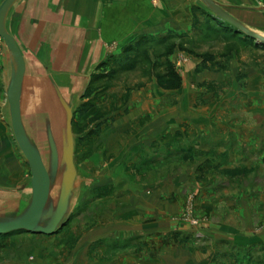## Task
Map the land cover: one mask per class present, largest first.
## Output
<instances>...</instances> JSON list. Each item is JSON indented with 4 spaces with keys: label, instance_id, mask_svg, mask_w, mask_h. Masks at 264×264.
I'll return each instance as SVG.
<instances>
[{
    "label": "rangeland",
    "instance_id": "rangeland-1",
    "mask_svg": "<svg viewBox=\"0 0 264 264\" xmlns=\"http://www.w3.org/2000/svg\"><path fill=\"white\" fill-rule=\"evenodd\" d=\"M187 3L192 18L183 30L158 26L160 30L150 33L140 21L139 29L126 30L121 42L108 46L115 54H105L89 75L72 80L70 87L66 81L55 82L73 111L77 186L70 214L53 234L1 235L0 264H163V258H181L186 251L207 253L217 246L232 251L226 242L212 241L206 230L232 227L231 221L243 225L247 212L235 207L254 189L262 193L256 197L261 202L248 206L255 230L264 229L260 158L224 164L217 158L223 151L187 153L182 148V141L193 134L186 130L185 118L234 128L264 123V107L250 106L251 98L264 105V43L237 32L201 0ZM248 6L240 14L246 25L237 21L264 35V1ZM174 11L157 9L153 17L158 22ZM0 47L2 53L1 37ZM50 87L44 80H26L23 90L25 121L47 154L48 141L40 130L43 117L50 120L59 147L64 139L62 120L54 118L51 108L56 99ZM0 91V186L26 192L30 167L6 122L2 85ZM172 127L181 135H172ZM159 130L164 136L149 137ZM232 263L219 258V264Z\"/></svg>",
    "mask_w": 264,
    "mask_h": 264
},
{
    "label": "crops",
    "instance_id": "crops-1",
    "mask_svg": "<svg viewBox=\"0 0 264 264\" xmlns=\"http://www.w3.org/2000/svg\"><path fill=\"white\" fill-rule=\"evenodd\" d=\"M214 1L223 9L225 8L236 20L240 19L243 22L241 12L246 14L248 12L246 10L251 9L249 4L264 0ZM187 2L188 0H18L9 9L6 28L14 35L23 53L27 81L39 82L48 79L47 74H50L55 82L66 81L67 86L70 87L74 84L72 80L76 81L89 75L98 63H103L106 58L105 54H115L113 52L115 50L108 46L121 42L129 33L126 30L133 28L135 32V28L139 29L142 25L149 27L147 31L150 33L157 32L158 26L165 30L169 27L183 30L182 28L186 27L192 18L189 14L190 8H188L191 4ZM162 8L175 11L156 22L153 16L157 9ZM243 23L246 25L245 21ZM44 65L48 67L47 74ZM8 74L9 61L6 50H4L0 53V87L2 85L3 90H5ZM228 102L230 105V101ZM257 104L264 107L261 101H253L251 98L250 106ZM258 108L256 107V110ZM252 109L246 108L250 113L253 112ZM187 119L190 118L183 119L188 125L186 130L193 134L191 139L182 141L184 152L223 151L219 154L220 157L217 155V158H222L221 160L225 161H222L224 164L235 162L238 159L241 163H246L250 161L248 158L252 155L264 162V123L253 124L251 122L247 125L240 123L243 126L237 125L234 128V126L229 127L223 123L219 125V122H208L205 119L197 120L195 124ZM180 131L177 127L171 128L172 135L176 136ZM155 132L149 137L159 139L164 136L163 131ZM228 133H233L234 136L227 139L224 135ZM235 148L236 153L233 150ZM177 150V155L182 154L181 149ZM162 152L166 155L169 153L164 150ZM158 158L163 157L157 156ZM212 164L214 167L215 162ZM10 190L12 192L0 186V201L20 199L21 195L28 193V189L23 192V189L19 191L18 187ZM207 192L211 193V191ZM246 195L245 199L243 197L240 200V205L235 207L241 210V213L247 212L243 225L236 226L231 221L232 227L223 229L222 225H216L206 230V235L212 241L218 240L222 244L226 242L232 247V251L220 249L218 246L212 251L213 253L190 254L186 251L180 255L181 258L171 256L163 258L162 263L219 264V258H225L230 263L233 262L232 264H239L241 259L244 264H253L255 261L264 264V258L261 260L260 257L264 256V229L255 230V222L252 220V213L250 214L252 208L248 206L251 203L259 204L261 200L256 197L261 196L262 193L254 189L251 192L247 191ZM260 209L255 211L258 212ZM261 217L263 214L258 216V220H261ZM185 230H181L182 233Z\"/></svg>",
    "mask_w": 264,
    "mask_h": 264
},
{
    "label": "water",
    "instance_id": "water-1",
    "mask_svg": "<svg viewBox=\"0 0 264 264\" xmlns=\"http://www.w3.org/2000/svg\"><path fill=\"white\" fill-rule=\"evenodd\" d=\"M17 1L3 0L0 3V37L9 61V77L4 90L7 107L6 122L18 152L26 165L30 167V185L28 193L21 195L20 199L0 201V236L16 231L47 235L58 231L66 222L77 186V166L74 164L75 150L72 134L73 111L70 100L62 94L50 74H47L48 67L44 65L48 78L44 81L49 82L56 99L55 103L51 102V108L54 118L62 120L64 139L59 147L51 131L52 125L48 122L50 120L43 117L44 126L40 130L41 132L44 130L49 154L41 151L25 121L23 106V90L26 83L25 60L14 35L6 28L9 9ZM201 2L218 18L231 24L237 32L246 34L256 42L264 43V35L238 22L214 0H201ZM15 210H19L15 215L6 214Z\"/></svg>",
    "mask_w": 264,
    "mask_h": 264
},
{
    "label": "trees",
    "instance_id": "trees-1",
    "mask_svg": "<svg viewBox=\"0 0 264 264\" xmlns=\"http://www.w3.org/2000/svg\"><path fill=\"white\" fill-rule=\"evenodd\" d=\"M72 127H73V125H72Z\"/></svg>",
    "mask_w": 264,
    "mask_h": 264
}]
</instances>
